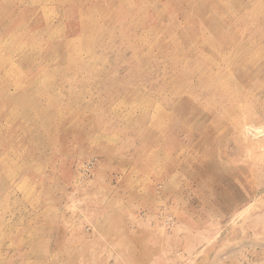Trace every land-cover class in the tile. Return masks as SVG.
Instances as JSON below:
<instances>
[{
    "label": "rangeland",
    "instance_id": "rangeland-1",
    "mask_svg": "<svg viewBox=\"0 0 264 264\" xmlns=\"http://www.w3.org/2000/svg\"><path fill=\"white\" fill-rule=\"evenodd\" d=\"M249 126L264 0H0V264H264Z\"/></svg>",
    "mask_w": 264,
    "mask_h": 264
},
{
    "label": "bare ground",
    "instance_id": "bare-ground-1",
    "mask_svg": "<svg viewBox=\"0 0 264 264\" xmlns=\"http://www.w3.org/2000/svg\"><path fill=\"white\" fill-rule=\"evenodd\" d=\"M222 48V47H221ZM244 49V48H243ZM221 50V49H220ZM219 65H220V63H219ZM220 66H218V68H217V71H220ZM217 75V74H216ZM243 76H246V74H244ZM248 128H252L253 130H255L256 132H257V134H260V133H262L263 132V130H264V128H262L261 126H257V127H248ZM261 135V134H260Z\"/></svg>",
    "mask_w": 264,
    "mask_h": 264
}]
</instances>
